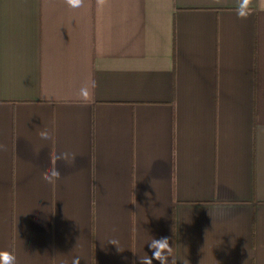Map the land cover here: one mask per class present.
<instances>
[{
    "label": "crops",
    "instance_id": "0c3cea01",
    "mask_svg": "<svg viewBox=\"0 0 264 264\" xmlns=\"http://www.w3.org/2000/svg\"><path fill=\"white\" fill-rule=\"evenodd\" d=\"M262 3L0 0V250L139 264L168 237L177 264H264Z\"/></svg>",
    "mask_w": 264,
    "mask_h": 264
},
{
    "label": "clouds",
    "instance_id": "9594fccd",
    "mask_svg": "<svg viewBox=\"0 0 264 264\" xmlns=\"http://www.w3.org/2000/svg\"><path fill=\"white\" fill-rule=\"evenodd\" d=\"M108 0H96V5L98 9H102ZM221 0H215V3L219 4ZM65 3L71 9H79L84 6V0H65ZM252 0H237L236 15L238 18L247 19L249 9ZM260 10L264 11V3L260 5ZM96 87L95 81L91 82V88ZM80 98L87 101L90 98V92L88 88H84L80 92ZM40 140L50 141L52 139L51 133L48 129H41L38 133ZM5 146L0 145V150H4ZM56 160L58 162H63L66 164L74 163L76 160L75 153L60 152L56 155ZM62 174L59 167H53L50 169H45L41 173V179L48 184H54L60 181ZM147 247L151 252V255H146L144 257H139V264H177L180 261L175 255H173V246L170 244L168 237H159L152 239L147 243ZM0 264H18L16 255L9 250H0ZM74 264H79V258H76Z\"/></svg>",
    "mask_w": 264,
    "mask_h": 264
}]
</instances>
